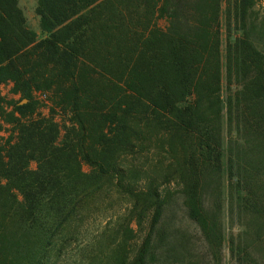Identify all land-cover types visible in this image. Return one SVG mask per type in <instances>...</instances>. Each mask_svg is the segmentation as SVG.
I'll list each match as a JSON object with an SVG mask.
<instances>
[{
	"label": "trees",
	"instance_id": "1",
	"mask_svg": "<svg viewBox=\"0 0 264 264\" xmlns=\"http://www.w3.org/2000/svg\"><path fill=\"white\" fill-rule=\"evenodd\" d=\"M220 2L37 0L47 36L37 41L17 0H0V87L19 96L0 145V264H59L84 211L110 192L129 202L131 223L149 226L132 256L127 227L128 245L109 246L102 264H152L174 194L215 262L225 203L264 232V13L258 0L225 2L224 166ZM40 91L75 121L60 144L52 119L34 118ZM229 250L254 264L232 239Z\"/></svg>",
	"mask_w": 264,
	"mask_h": 264
},
{
	"label": "rangeland",
	"instance_id": "2",
	"mask_svg": "<svg viewBox=\"0 0 264 264\" xmlns=\"http://www.w3.org/2000/svg\"><path fill=\"white\" fill-rule=\"evenodd\" d=\"M226 0L220 2V24H221V103H222V151L223 165L225 166L228 135L225 124V101L227 97V88L225 80V28H224V12ZM18 8L22 12L27 27L32 31L37 41L46 39V34L41 31L39 18L35 13L37 0H17ZM260 15L264 13V0H258L255 8ZM159 27L164 29L167 24L164 21L158 23ZM34 102L37 104L36 117L51 118L59 130L58 143L64 142L66 136L70 134L72 125L75 123L73 117L67 110L58 107V101L54 99L52 92H34ZM0 98L5 102V117L0 119V145L10 138L12 134V126L6 123V115L13 111L14 103L19 96L14 93L13 85L7 83L0 87ZM37 115V116H36ZM18 117L17 114L14 115ZM77 129V128H76ZM37 165L32 163L31 170H35ZM84 173H89V168H83ZM225 187V186H224ZM175 189L172 188L173 193ZM222 198L226 200L225 188H222ZM215 193L213 186L204 194V203L209 208L215 202ZM103 201L99 206L88 207L84 212L86 219L79 229L80 235L78 242L71 245L73 249L63 257L59 264H88L94 258L97 259L96 264H102L109 256L107 248L109 246H127V239L130 237L126 230L132 229V241L129 242L128 251L130 256L133 250L137 249L147 231L149 220L143 225L138 226L136 222L129 220L131 205L124 196L108 193L102 198ZM222 226H223V244L218 256V262H215L207 243L203 240L196 227L187 219L186 213L182 207L181 197L177 194L169 201L160 226L167 231L166 241L162 246L154 252L152 264H251L239 261L233 258L229 250V241L232 239L234 243L249 254L254 264H264V232L256 230V226L243 217L237 218L233 215L229 216L226 203L223 205ZM131 223V224H130ZM251 224V225H250ZM110 248V247H109ZM154 248L156 246L154 245ZM113 249V248H112ZM115 250V249H114ZM111 254V253H110Z\"/></svg>",
	"mask_w": 264,
	"mask_h": 264
}]
</instances>
